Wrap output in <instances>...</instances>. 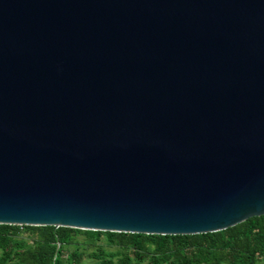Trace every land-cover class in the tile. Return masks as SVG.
I'll return each instance as SVG.
<instances>
[{"label":"water","instance_id":"95a60500","mask_svg":"<svg viewBox=\"0 0 264 264\" xmlns=\"http://www.w3.org/2000/svg\"><path fill=\"white\" fill-rule=\"evenodd\" d=\"M263 214L264 0H0V224Z\"/></svg>","mask_w":264,"mask_h":264},{"label":"trees","instance_id":"16d2710c","mask_svg":"<svg viewBox=\"0 0 264 264\" xmlns=\"http://www.w3.org/2000/svg\"><path fill=\"white\" fill-rule=\"evenodd\" d=\"M79 233L116 246L95 250L93 264H264V214L215 232L176 235L0 224V264H63L62 250ZM72 255L78 264L81 254Z\"/></svg>","mask_w":264,"mask_h":264},{"label":"rangeland","instance_id":"374dc122","mask_svg":"<svg viewBox=\"0 0 264 264\" xmlns=\"http://www.w3.org/2000/svg\"><path fill=\"white\" fill-rule=\"evenodd\" d=\"M78 241L68 244L62 250V260L63 264H76L74 256L72 255L73 251H77L81 254V259L78 264H93L95 259L90 255L97 250L98 248H103L106 251L116 250V246L109 244L108 240L105 237H102L97 242H89V238L85 233H79L77 235ZM102 245V246H101Z\"/></svg>","mask_w":264,"mask_h":264}]
</instances>
